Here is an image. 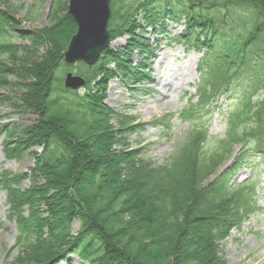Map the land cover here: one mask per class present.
I'll return each instance as SVG.
<instances>
[{
	"label": "trees",
	"instance_id": "16d2710c",
	"mask_svg": "<svg viewBox=\"0 0 264 264\" xmlns=\"http://www.w3.org/2000/svg\"><path fill=\"white\" fill-rule=\"evenodd\" d=\"M111 3L112 40L139 28L146 33L137 20L142 13L161 37H171L168 24L184 21L179 39L204 51L199 101L184 114L192 129L163 164L144 160V148L121 151L127 129L122 137L113 135L104 96L91 87L105 76L96 86L103 92L110 75L127 66L130 52L108 50L93 67L67 65L64 52L77 26L60 0L52 4L49 25L25 35L31 46L21 51L13 43L19 33L5 32L0 10V103L15 114L37 117L33 124L0 122V135L22 156L32 148L33 177L57 191L51 199L46 195L48 235L41 242L34 219H18L16 245L28 256L6 264L68 263L72 255L84 264H226L220 244L241 228L256 203L245 193L251 180L232 187L231 169L220 170L230 159L238 172L256 159L264 167V96L253 101L264 92V0ZM138 57L126 80L133 95L151 77L152 51ZM69 72L83 77L86 87L65 88ZM234 81L244 87L242 96L228 111L224 134L211 136L208 110L219 102L217 94L228 92L224 84ZM129 129L140 134L145 126ZM117 143L120 151L113 150Z\"/></svg>",
	"mask_w": 264,
	"mask_h": 264
},
{
	"label": "rangeland",
	"instance_id": "374dc122",
	"mask_svg": "<svg viewBox=\"0 0 264 264\" xmlns=\"http://www.w3.org/2000/svg\"><path fill=\"white\" fill-rule=\"evenodd\" d=\"M54 1L0 0V10L5 13L3 18L7 24L5 32L12 30L19 33L18 37H14L15 47L24 51L31 46V42L25 35L49 25V14ZM60 1L64 5V11L67 10L68 0ZM30 10L31 17H29ZM138 21L142 28L147 29L143 16H138ZM184 26V21L179 24H168L171 37H160L154 34L152 29L143 33L139 28L134 34L125 33L114 39L111 50L130 52V57L126 60L127 66L121 72L115 71L113 67L110 68L115 72L107 79V86L103 92H99L96 86L105 79V76H100L91 87L94 94L99 93L104 96V104L111 112L108 124L113 135L116 138L122 137L123 129H127L125 130L127 132L125 147L121 149L117 143L113 146V150L138 152L144 148V160L158 165L163 164L174 149L184 142L192 129L191 121H185L184 114L188 111L185 109L189 104L195 105L199 101L200 80L197 68L204 51L190 49L188 43L178 39V35H183L185 32ZM132 37L137 40H133ZM151 50L154 51L152 52L154 58L150 63L151 79L145 88L139 89L137 94L133 95L125 82L129 79L131 68L138 62L139 52L149 53ZM167 83L175 89L167 91L169 89L166 86ZM235 83L234 81L230 87L228 83H225L223 88H228V92L222 90L221 95L217 94L219 102L208 110L207 119L211 136L224 134L228 111L237 105L242 96L244 87L234 85ZM1 94L2 92L0 96ZM260 95L264 96V92L262 91L256 98ZM1 111L7 115L6 119H2L0 114V122L4 124L11 121L33 124L37 120L36 115L32 113L15 114L11 105L7 103L3 105L0 103ZM134 124L144 125L145 131L140 134L132 133L129 127L131 128ZM6 143L4 134L0 135V184L2 185L0 189V264H6L7 260L21 262L28 256L27 252L16 245L18 219H34L36 227L41 231V242H43L48 235V228L45 226L48 220L46 195H48L47 199H51L57 194L54 186L47 187L43 178L33 177L35 159L28 154L33 149L25 151L22 156L20 150H15L12 146L8 147ZM38 151L40 152L41 149ZM233 160H228L221 171L231 169V174H234L231 178L232 187L252 181L251 190L245 193L248 195L247 200L251 203L255 202L256 207L244 218L241 228L233 230L230 236L220 244L221 256L226 264H264V167L256 159L238 172V169L233 167ZM65 189V185H61L58 190ZM10 209L11 213H9ZM78 226L79 222L75 221L74 235L78 231ZM37 245L42 246V243L39 242ZM9 256H11L10 259H8ZM69 260L68 263L60 262L59 264H84L76 256H71Z\"/></svg>",
	"mask_w": 264,
	"mask_h": 264
},
{
	"label": "water",
	"instance_id": "95a60500",
	"mask_svg": "<svg viewBox=\"0 0 264 264\" xmlns=\"http://www.w3.org/2000/svg\"><path fill=\"white\" fill-rule=\"evenodd\" d=\"M69 14L77 25V32L65 52V62L68 65L83 62L93 66L111 46V0H69ZM84 84V79L71 73L65 80V86L69 89L76 90Z\"/></svg>",
	"mask_w": 264,
	"mask_h": 264
},
{
	"label": "bare ground",
	"instance_id": "6f19581e",
	"mask_svg": "<svg viewBox=\"0 0 264 264\" xmlns=\"http://www.w3.org/2000/svg\"><path fill=\"white\" fill-rule=\"evenodd\" d=\"M112 46H113V45H112ZM166 86H167V88H169V89H167ZM166 86H165V89H167V91H170V90H174V89H175L174 87L171 88V85H170L169 83H167ZM177 86H179V85L177 84Z\"/></svg>",
	"mask_w": 264,
	"mask_h": 264
}]
</instances>
